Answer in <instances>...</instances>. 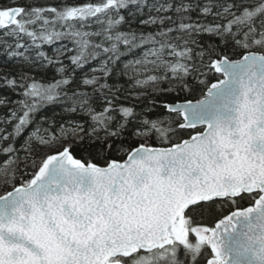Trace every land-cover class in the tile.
I'll return each instance as SVG.
<instances>
[{"label":"snow or ice","instance_id":"6c2138e0","mask_svg":"<svg viewBox=\"0 0 264 264\" xmlns=\"http://www.w3.org/2000/svg\"><path fill=\"white\" fill-rule=\"evenodd\" d=\"M0 264H264V0H0Z\"/></svg>","mask_w":264,"mask_h":264}]
</instances>
